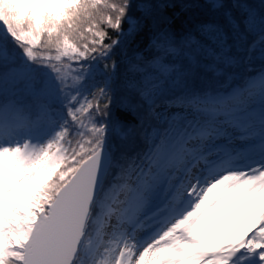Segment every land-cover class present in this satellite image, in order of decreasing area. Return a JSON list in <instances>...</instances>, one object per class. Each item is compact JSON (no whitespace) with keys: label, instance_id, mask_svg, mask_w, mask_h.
Instances as JSON below:
<instances>
[{"label":"snow or ice","instance_id":"snow-or-ice-1","mask_svg":"<svg viewBox=\"0 0 264 264\" xmlns=\"http://www.w3.org/2000/svg\"><path fill=\"white\" fill-rule=\"evenodd\" d=\"M0 264H264V6L0 0Z\"/></svg>","mask_w":264,"mask_h":264},{"label":"trees","instance_id":"trees-1","mask_svg":"<svg viewBox=\"0 0 264 264\" xmlns=\"http://www.w3.org/2000/svg\"><path fill=\"white\" fill-rule=\"evenodd\" d=\"M133 2L135 3V0H133ZM245 3H247L248 5L256 8L257 10H260L262 6H264V0H244ZM133 14H138V13H135V11H133ZM200 19H207V18H210L209 15L207 13H205V15H202L199 17ZM126 27V25H125ZM100 29L103 30V31H106L108 33V35L110 37H114L115 36V33L113 30H111L106 23H101L100 24ZM109 41L108 40H105V43H108ZM147 45V39L146 38H141L140 39V43H139V48L140 50H144L145 47ZM147 54V53H146ZM118 59V57H117ZM109 63H111V61H109ZM101 67H103V63H101ZM260 67V63L259 61H254L253 63V68L255 70H258ZM124 70H125V65L124 63H121L120 64V67H119V72L121 74L124 73ZM254 74V73H253Z\"/></svg>","mask_w":264,"mask_h":264}]
</instances>
